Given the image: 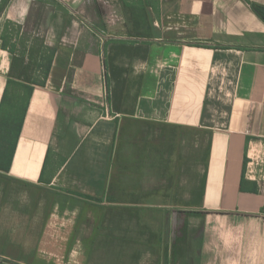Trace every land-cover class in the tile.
<instances>
[{
    "label": "crops",
    "instance_id": "1",
    "mask_svg": "<svg viewBox=\"0 0 264 264\" xmlns=\"http://www.w3.org/2000/svg\"><path fill=\"white\" fill-rule=\"evenodd\" d=\"M55 1L74 19L24 99L6 171L0 136V264H264V0ZM129 2L146 49L121 113L102 58L135 38L128 18L108 21ZM38 6L0 1L1 120L22 89L2 24L24 27Z\"/></svg>",
    "mask_w": 264,
    "mask_h": 264
},
{
    "label": "rangeland",
    "instance_id": "2",
    "mask_svg": "<svg viewBox=\"0 0 264 264\" xmlns=\"http://www.w3.org/2000/svg\"><path fill=\"white\" fill-rule=\"evenodd\" d=\"M1 1V0H0ZM111 4V1L106 0ZM39 6L34 8L30 14V22L24 27L2 24V36L5 37L6 47L13 50L16 56V67L13 75L20 76L22 79L40 82L48 60L52 56L53 44L65 32L68 26H71L74 16H69L65 8L55 0H38ZM112 6V5H111ZM122 6V5H121ZM126 7L117 9L113 4V8L102 9L104 14H110L112 19L108 21H116V18L127 22L129 20L130 34L135 36L134 39H110L106 43L104 56L102 58L105 69V82L107 99L109 107L112 111L121 113H129L132 109L133 102L138 91L140 76L142 72L143 59L145 54V42L138 39L146 35L147 28L142 20V12L136 4L125 3ZM135 22L132 25L131 17ZM6 26V28H5ZM132 28V29H131ZM50 36H54L51 41L47 40ZM25 96L15 90L10 115V125L12 131H15L16 123L19 117V108L23 103ZM2 121H0V136L2 132ZM10 141L13 142V133H9ZM4 145V143L1 142ZM10 143L6 144V154L9 152ZM2 147V146H1ZM183 156H190L195 153V145L183 143ZM205 139L199 138L198 157L200 166L204 158ZM201 167L198 177L199 189L201 188Z\"/></svg>",
    "mask_w": 264,
    "mask_h": 264
},
{
    "label": "trees",
    "instance_id": "3",
    "mask_svg": "<svg viewBox=\"0 0 264 264\" xmlns=\"http://www.w3.org/2000/svg\"><path fill=\"white\" fill-rule=\"evenodd\" d=\"M255 11H256V13L258 15L261 16V18L264 19V16L262 15V8L255 9ZM2 42H3V47L6 48V42H5V37L4 36H2ZM9 51L12 54L13 58H12V65H11L10 74H9L10 80L8 81V84L13 83V80H17L18 82H20L21 85H22V89L20 90V92H21V94H23L25 96V98L22 99L23 103L21 105V108H19V117H18V121L16 123V127H15V131L14 132L11 130L12 127L10 125V115H8V117H6V119H4V120H1V118H0V121H3L2 124L5 125V134H4V137H2V142L4 143V145L10 143L9 144L10 145L9 152L5 156V159L7 161V165H6V167H4L2 169L3 171L8 170L9 162H10V159H11V156H12V153H13V148H14V144H12V142H11L12 140L10 141L9 133L12 132L13 133V139L15 138V140H16V138H17V136L19 134L20 128H21L22 119H23V116L25 114L24 99H28L29 98V95L32 92V87L31 86H44L45 81H46V79L48 77V73H49V70H50L51 63H52V56H51L50 59L47 62V65H46L45 70L43 72L42 80L40 82H37L35 80L27 81V80L22 79L20 76L15 77L13 75L14 69L16 67V56H15L13 50H9ZM6 96H7V89H6V91H5V93H4L3 97H2V101H1V106L2 107H3V104L6 101ZM4 154L2 153L1 156H4Z\"/></svg>",
    "mask_w": 264,
    "mask_h": 264
}]
</instances>
